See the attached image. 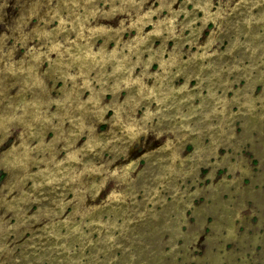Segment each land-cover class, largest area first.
Listing matches in <instances>:
<instances>
[{"label": "rangeland", "instance_id": "1", "mask_svg": "<svg viewBox=\"0 0 264 264\" xmlns=\"http://www.w3.org/2000/svg\"><path fill=\"white\" fill-rule=\"evenodd\" d=\"M0 264H264V0H0Z\"/></svg>", "mask_w": 264, "mask_h": 264}, {"label": "flooded vegetation", "instance_id": "2", "mask_svg": "<svg viewBox=\"0 0 264 264\" xmlns=\"http://www.w3.org/2000/svg\"><path fill=\"white\" fill-rule=\"evenodd\" d=\"M121 7H123L122 5H121ZM95 26H98V25H95ZM92 28H93V26H91ZM98 27H100V28H103V26H98ZM129 34V32H127L126 33V35H128ZM79 49H81V50H85L83 47L82 48H79ZM56 55V52L55 53H53V56H55ZM3 56H5L4 54H2V57ZM96 57H99V54H97V55H95ZM4 60H6V59H4ZM98 61H99V59H97ZM67 61V60H66ZM74 67L73 68H75V69H80V68H77L75 65H73Z\"/></svg>", "mask_w": 264, "mask_h": 264}]
</instances>
